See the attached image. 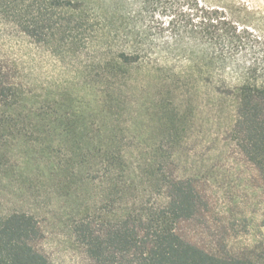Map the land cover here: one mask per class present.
<instances>
[{
  "label": "rangeland",
  "instance_id": "obj_1",
  "mask_svg": "<svg viewBox=\"0 0 264 264\" xmlns=\"http://www.w3.org/2000/svg\"><path fill=\"white\" fill-rule=\"evenodd\" d=\"M29 1L0 0V78L18 83L21 100L19 123L0 126V214H32L39 228L32 244L52 264H102L74 225L84 219L104 232L123 212L121 174L100 170L97 150L85 154L118 142L142 171L139 190L158 174L194 179L203 203L178 224L184 238L221 255L264 240L261 181L229 137L230 101L202 83L171 80L187 68L176 60L160 64L159 76L152 66L132 71L113 91L96 52L61 59L22 30L32 19ZM199 1L251 43L264 41V0Z\"/></svg>",
  "mask_w": 264,
  "mask_h": 264
},
{
  "label": "trees",
  "instance_id": "obj_2",
  "mask_svg": "<svg viewBox=\"0 0 264 264\" xmlns=\"http://www.w3.org/2000/svg\"><path fill=\"white\" fill-rule=\"evenodd\" d=\"M27 7L33 8L32 19L22 21L21 28L28 36L61 59L96 52L113 91L122 89L132 71L152 66L150 72L159 76L160 64L176 60L187 68L171 80L202 83L230 101L228 134L261 181L264 225V41L251 43L221 10L199 0H30ZM19 92L17 82L0 78V126L19 123ZM90 149L99 154L94 160L100 170L121 174L120 192L126 197L123 212L104 232L84 219L75 222V232L97 262L264 264L262 239L243 252L221 255L181 235L178 224L192 219L203 203L193 178L158 174L139 190L142 171L126 145H94L87 156ZM38 235L32 214H0V264H52L32 244Z\"/></svg>",
  "mask_w": 264,
  "mask_h": 264
}]
</instances>
